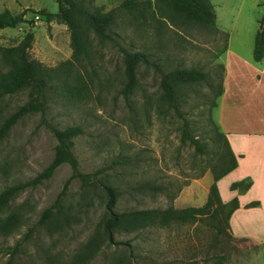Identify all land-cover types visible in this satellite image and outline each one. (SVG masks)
Returning <instances> with one entry per match:
<instances>
[{"label": "rangeland", "instance_id": "374dc122", "mask_svg": "<svg viewBox=\"0 0 264 264\" xmlns=\"http://www.w3.org/2000/svg\"><path fill=\"white\" fill-rule=\"evenodd\" d=\"M120 1L84 0V3L108 9ZM209 1L217 32L164 24L162 31L156 33L150 21L136 28L126 15L116 16L111 27L120 45L147 52L162 70L178 66L206 71L205 81L180 86L178 113L166 108L165 103L160 106L159 74L152 65L139 64L132 93L128 97L119 93L123 78L121 53L108 41L91 42V62L85 68L90 76L94 68L95 74L88 97L70 99L58 89L48 91L43 116L58 127L78 124L82 128L73 138L72 147L80 170L92 171L112 160L122 161L97 175L120 192L117 210L164 207L168 203L175 207L201 205L211 182V169L208 167L203 172L202 169L214 165L218 154L214 149L216 143L209 135V121L217 124L218 118L217 96L213 98L217 83L222 82V76L226 82L232 81L231 84L239 80L264 81V73L252 72L255 67H264V52L259 61L252 58L253 40L261 29L258 17L263 0ZM3 8L12 13L23 11V21L0 28V45H14L25 32L31 31L30 57L48 66L69 57L65 24L46 21L41 12H55V0H0V10ZM34 14L39 18L34 19ZM249 65L253 66L250 70ZM6 67L0 62L1 70ZM258 90L260 97L264 86ZM258 97L248 103L247 109L241 108L240 116L264 119V97ZM27 98V89L0 94V122ZM212 99L214 106L209 104ZM233 106L229 104L228 110ZM230 114L234 115V111ZM39 119V112L23 115L0 139V189L32 177L50 160L55 139ZM183 127L200 139L204 153L195 151L188 140H180ZM256 127H264V123ZM69 173L68 164L62 163L48 178L14 194L9 207L21 211L23 220L12 233L0 235V264H6L7 259L8 264L42 263L48 255L65 261L89 235L101 229L105 218L101 192L96 186L82 188L77 178L70 180L61 199L65 208L69 206L68 226L48 233L38 222L42 209L51 204ZM228 177L216 183L220 198H225L231 190L226 182ZM144 183L163 187L152 192ZM176 190L177 194L169 201L166 192ZM56 208L53 206L51 211ZM51 221L57 222L58 215L52 216ZM215 223L222 225L223 230H216ZM28 227H31L29 235L20 239ZM114 240L115 244L103 246L88 264H108L121 254L128 256V264H264V243L234 238L218 216L119 232L114 234ZM15 241H19L18 250L10 256L2 252L4 246Z\"/></svg>", "mask_w": 264, "mask_h": 264}, {"label": "trees", "instance_id": "16d2710c", "mask_svg": "<svg viewBox=\"0 0 264 264\" xmlns=\"http://www.w3.org/2000/svg\"><path fill=\"white\" fill-rule=\"evenodd\" d=\"M57 10L48 12L41 10L46 21L54 20L65 24L68 30V44L70 55L53 66H48L41 61L32 58L28 54L33 34L25 32L23 37L14 45H0V62L7 67L0 69V94L12 93L20 89H27L28 98L16 106V108L2 118L0 122V139L7 133L10 127L23 115L29 112H39V123L51 133L55 139L53 153L48 163L35 173L32 177L23 181L7 184L0 189V235H8L15 231L23 220V213L17 209H10L9 202L14 194L27 186H34L43 179L48 178L54 169L62 163H67L70 169L69 175L64 179L61 189L56 194L49 206L42 209L38 222L42 223L46 231L51 233L60 227L68 226L70 215L61 203V199L67 191L68 184L72 178L79 180L82 188L96 186L99 188L100 203L105 212V218L101 222V229L95 230L89 235L84 243L76 250L69 259L61 261L50 255L45 261L36 264H88L89 261L101 250L103 246L115 244L114 234L129 233L144 229L146 227H165L173 223H192L203 216L219 217L220 221L227 225V219L231 211L237 207L235 197L227 202H222L216 186V180L226 172L234 168L236 158L231 151L224 133L215 122L210 123V138L216 143L214 149L216 163L206 166L211 169V182L208 186L205 201L201 205H186L175 207L168 203L164 207L129 208L117 210L120 192L110 183L100 180L97 175L106 168L116 163L119 159L98 167L92 171H82L79 168L77 158L72 150L73 138L82 132L78 124H70L58 127L43 116L48 91L50 88L58 89L70 99H83L89 95V87L93 80L95 69L91 68L92 75L86 72L85 65L91 62V42L95 39L98 43L110 42L117 47L121 53L122 81L119 93L128 97L137 84V67L139 64L152 65L159 74L160 93L158 102L160 106L165 103L178 113L179 89L184 84L197 83L206 80V71L195 67H171L162 70L157 61L149 58V54L139 49H129L120 45L111 33V27L116 21V16L126 15L128 21L136 28L142 24L152 23L155 32L162 31L164 24L174 27H197L204 31L217 32L215 27V13L209 0H121L117 5L108 9L101 6H86L84 0H55ZM262 11L258 17V24L264 26V0L261 2ZM23 11L12 13L7 8L0 10V28L13 27L23 21ZM150 21V22H149ZM259 30L256 32L253 46L252 58L258 61L264 52V36L260 37ZM86 74V78L84 74ZM99 83V82H97ZM221 92L220 81L216 85L213 98ZM210 106L215 101H210ZM160 111L162 109L159 108ZM180 140H188L198 153H204V144L197 136L190 134L185 127L182 128ZM152 192L161 189L159 184H143ZM247 182L235 181L229 187L245 189ZM178 190L166 192V198L171 201ZM256 201H250L247 205H253ZM57 206L53 212L51 208ZM58 215V221L52 222L51 217ZM216 230H223L222 225L215 223ZM31 231L28 227L20 239L26 238ZM19 241L12 245L4 246L2 252L8 256L18 250ZM9 259L6 260V264ZM108 264H128V256L121 254Z\"/></svg>", "mask_w": 264, "mask_h": 264}, {"label": "crops", "instance_id": "0c3cea01", "mask_svg": "<svg viewBox=\"0 0 264 264\" xmlns=\"http://www.w3.org/2000/svg\"><path fill=\"white\" fill-rule=\"evenodd\" d=\"M251 67L253 66L249 65V70ZM225 71L226 68L223 65V73ZM252 72L263 74L264 67H255ZM255 76L259 77L258 74ZM231 82H226L222 76L221 92L217 96L216 103L217 125L228 141L236 158V165L220 178L229 176L226 179L229 185L241 180L247 182L248 186L245 189L229 187L231 192L229 191L228 195L225 198L221 197L220 200L227 202L235 197L238 203L227 219V230L231 236L245 238L256 244L264 243V236H262L264 235V127H256L264 123V119L252 120L240 116L241 108L247 109L248 103L254 102V99L258 97L261 92L258 89L264 86V81L257 79L252 82L251 80L249 82L234 81L233 84ZM261 95L258 98L264 97V91ZM231 103L234 106L232 110H228ZM230 111H234V115H231ZM220 178L216 180V183ZM250 201H256V203L246 206V203Z\"/></svg>", "mask_w": 264, "mask_h": 264}, {"label": "water", "instance_id": "95a60500", "mask_svg": "<svg viewBox=\"0 0 264 264\" xmlns=\"http://www.w3.org/2000/svg\"><path fill=\"white\" fill-rule=\"evenodd\" d=\"M259 35L260 37L264 36V26L261 27Z\"/></svg>", "mask_w": 264, "mask_h": 264}, {"label": "built area", "instance_id": "2783aa9c", "mask_svg": "<svg viewBox=\"0 0 264 264\" xmlns=\"http://www.w3.org/2000/svg\"><path fill=\"white\" fill-rule=\"evenodd\" d=\"M33 18H34V19H38L39 16H38L37 14H34Z\"/></svg>", "mask_w": 264, "mask_h": 264}]
</instances>
